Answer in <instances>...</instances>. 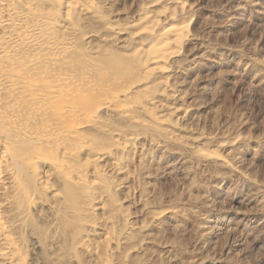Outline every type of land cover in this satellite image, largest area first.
<instances>
[{
    "label": "bare ground",
    "instance_id": "bare-ground-1",
    "mask_svg": "<svg viewBox=\"0 0 264 264\" xmlns=\"http://www.w3.org/2000/svg\"><path fill=\"white\" fill-rule=\"evenodd\" d=\"M171 1L177 3L181 13L189 14L186 0H155L152 6L144 7L139 21L130 25L106 15L97 0H0V264H33L28 238L36 229L45 231L40 225L43 223L32 216L37 206L63 218L65 232L72 212L63 214L54 201L41 194L65 200L75 187L84 201L83 231L76 241L80 253L94 260L103 244L124 242L132 244L126 252L127 258H132L146 247L145 242L133 246L138 234L133 226L135 214L123 212V226L117 236L110 231L115 211L124 201L118 199V193L134 176L127 164L143 147V139L114 126L105 129L104 137L91 132L98 128L97 110L105 109L138 124L152 122L165 133L167 141L178 140L181 146L201 151L197 143L204 136L182 138L181 126L174 124H181L192 113L176 105L182 99L179 88L169 82L171 85L164 83L158 93L140 92L152 82V74L172 73L171 61L193 38L191 16L178 20L174 10L167 7ZM89 18L104 25L110 32L106 41L122 45V50L107 53L102 43L91 46V41L104 35L88 29L85 21ZM140 38L146 43H133ZM151 141L152 150L146 158L179 156L163 141ZM225 160L220 162L227 164ZM145 173L155 187L160 169L152 176ZM243 182L258 187L253 176H244ZM61 183L69 191L63 193ZM186 194L193 197L190 186ZM109 199L112 208L108 209ZM67 206L71 208V202ZM174 214L164 210L155 220L162 225ZM179 224L174 233L181 231ZM144 231L148 234L151 230ZM111 257L102 263L94 260V264H121V253L114 248Z\"/></svg>",
    "mask_w": 264,
    "mask_h": 264
},
{
    "label": "rangeland",
    "instance_id": "rangeland-1",
    "mask_svg": "<svg viewBox=\"0 0 264 264\" xmlns=\"http://www.w3.org/2000/svg\"><path fill=\"white\" fill-rule=\"evenodd\" d=\"M154 1L97 0V3L110 18L115 16L119 22L132 25L139 21L144 7L152 6ZM186 3L193 38L183 46L177 59L171 61L172 73L168 76L152 74V82L140 92L158 93L163 84L169 82L179 88L182 99L175 102L176 105L192 113L181 124L176 121L174 124L181 126V134H187L181 135L182 138L192 140L204 136L197 143L201 151L181 146L177 144L178 140L167 141L165 133L152 122L138 124L139 121L105 109L97 110L96 129L99 130H92L93 136L104 137L105 129L114 126L135 132L143 139V147L127 164V170L134 176L118 193V199L124 201L115 211L116 218L110 231L117 236L123 226V212L135 214L133 226L138 234L133 246L141 242L147 245L132 258H127L126 252L132 244L108 242L99 250L95 262L112 259L114 248L121 253V264H264V0H186ZM167 7L174 10L178 20L190 17L181 13L173 1ZM85 23L88 29L104 35L91 41V46L103 44L107 53L122 50V45L106 41L110 32L104 25L91 18ZM133 43L139 46L146 40L140 38ZM154 139L163 141L167 149L179 156L146 158ZM221 159H228L225 160L227 164L221 163ZM157 168L161 174L153 187L145 170L152 176ZM243 175L253 176L258 187L245 184ZM189 186L193 197L186 194ZM60 187L63 193L69 191L64 183ZM71 192L67 199L57 201L45 192L41 194L54 201L63 214L72 212L70 215L73 216L67 217L69 224L63 232V218L55 217L48 209L36 207L32 216L43 223L39 224L45 231L36 229L28 238L31 263H95L76 249V241L83 231L84 201L80 189L75 187ZM68 202H71V208H68ZM111 202V199L107 201L108 209L112 208ZM164 210L176 215L160 225L155 218ZM176 224L181 226L178 233H174ZM204 227L210 229L202 231ZM143 229L151 231L145 234V231L141 232ZM173 256L176 263L170 262L174 260Z\"/></svg>",
    "mask_w": 264,
    "mask_h": 264
}]
</instances>
